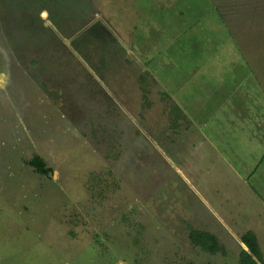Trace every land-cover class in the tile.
<instances>
[{
    "label": "rangeland",
    "instance_id": "1",
    "mask_svg": "<svg viewBox=\"0 0 264 264\" xmlns=\"http://www.w3.org/2000/svg\"><path fill=\"white\" fill-rule=\"evenodd\" d=\"M188 1V23L224 36L214 11L203 14L206 0ZM224 1L242 33L264 30V0ZM130 2L0 0V264H239L241 235L210 225L207 205L181 174L191 172L180 150L192 138L178 136L192 124L177 119L171 97L179 103L187 76L133 74L127 47L114 43V17L129 27ZM154 2L138 0L150 11ZM216 77L198 76L185 96ZM259 90L253 98L264 99ZM232 124L227 143L250 167L264 150L247 138L252 125ZM36 156L47 176L29 165ZM190 227L215 230L224 251L194 245Z\"/></svg>",
    "mask_w": 264,
    "mask_h": 264
},
{
    "label": "crops",
    "instance_id": "2",
    "mask_svg": "<svg viewBox=\"0 0 264 264\" xmlns=\"http://www.w3.org/2000/svg\"><path fill=\"white\" fill-rule=\"evenodd\" d=\"M155 1L154 10L150 11L148 5L140 7L138 0H131L129 27L114 17V43L127 47L130 58L134 60L132 66L137 69L132 70L133 74L152 75L157 69H162L163 72L157 73L187 76V79H182V86L177 88L179 103L173 99L175 96L171 97L175 104L172 111L175 110L177 119L194 125L182 133L180 131L178 136L180 138L184 133V139L192 138L190 148L184 146L185 143L181 150L179 147L183 155H188L184 157L182 169L191 171L188 175L185 171L181 174L192 181L198 198L207 205L209 212L204 211L202 214L207 213L214 218L215 222L212 221L210 225L220 232L223 229L228 232L237 229L235 231L241 235L243 250L248 249L241 241L242 236L254 233L264 263V154L261 159L256 157L248 167L244 154L240 156L241 149L227 143L233 140L229 130L235 126L232 120L237 123L242 121L253 127L250 131L252 134H246L247 138L254 139L255 144L264 150V99L253 98L254 92L251 93L255 90L259 92L261 88L260 93L263 94L264 30L251 31L252 36L249 38L242 33L244 22H233L241 19L237 14L235 20L232 18L233 5L224 0H206L203 14L209 15L213 10L220 22H215L214 26L217 28L223 24L226 29L224 36L217 38L216 31L214 35H206L204 27H195V24L187 22L188 12L192 10L186 8L193 6L188 0ZM255 10H258L256 6ZM157 11L161 12L156 16ZM167 16L171 17V21H168ZM252 23L260 22L252 20ZM261 24L264 25V21L257 25ZM173 33L177 35L173 36ZM172 42L183 44L179 50L166 54ZM87 65L89 72L96 75L97 71L88 62ZM210 75L223 77H216L212 82L205 79V91L200 89L196 95L185 96L192 80ZM164 84L165 88L161 89L168 94V80L165 83L163 79L162 86ZM225 88L230 90L226 92ZM219 139L222 143L217 142ZM212 156L221 157L222 160ZM203 162H207L206 170L202 168ZM187 163H191L190 167ZM212 182L218 183V187L213 188L210 185ZM202 191L207 195L211 193L210 201ZM207 233L215 235L216 231Z\"/></svg>",
    "mask_w": 264,
    "mask_h": 264
},
{
    "label": "trees",
    "instance_id": "3",
    "mask_svg": "<svg viewBox=\"0 0 264 264\" xmlns=\"http://www.w3.org/2000/svg\"><path fill=\"white\" fill-rule=\"evenodd\" d=\"M174 113L176 114L175 110ZM29 165L34 167L38 174L44 176H47L51 172V170L47 168L45 160L39 156H36L32 161H30ZM189 238L194 245L202 248L204 251L212 255H216L224 251L218 238L211 233L196 231L190 227ZM241 241L248 250H243L240 253L239 264H264L262 252L256 235L249 232L242 236Z\"/></svg>",
    "mask_w": 264,
    "mask_h": 264
},
{
    "label": "water",
    "instance_id": "4",
    "mask_svg": "<svg viewBox=\"0 0 264 264\" xmlns=\"http://www.w3.org/2000/svg\"><path fill=\"white\" fill-rule=\"evenodd\" d=\"M67 41V40H66ZM67 44L70 46L71 45V41H67Z\"/></svg>",
    "mask_w": 264,
    "mask_h": 264
}]
</instances>
